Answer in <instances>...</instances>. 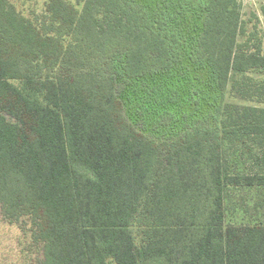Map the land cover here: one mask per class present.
Masks as SVG:
<instances>
[{
	"label": "trees",
	"instance_id": "1",
	"mask_svg": "<svg viewBox=\"0 0 264 264\" xmlns=\"http://www.w3.org/2000/svg\"><path fill=\"white\" fill-rule=\"evenodd\" d=\"M76 1L34 20L0 0V211L29 226L36 264H264V221L226 208L232 190L264 189V107L228 99L264 98L257 15L250 28L242 1H206L190 60L218 104L157 139L119 77L173 69V3Z\"/></svg>",
	"mask_w": 264,
	"mask_h": 264
},
{
	"label": "rangeland",
	"instance_id": "2",
	"mask_svg": "<svg viewBox=\"0 0 264 264\" xmlns=\"http://www.w3.org/2000/svg\"><path fill=\"white\" fill-rule=\"evenodd\" d=\"M77 6L76 0H69ZM140 3L155 6L163 0H138ZM169 0H167L168 2ZM170 0L177 11L174 30L178 33L175 51L179 53L172 70L161 74L131 79L119 77L120 97L126 107L129 118L137 128L145 134L157 139L170 136L180 130L186 123L208 118L218 104L214 99V91L210 88L207 75L203 69L193 64L190 52L200 33L202 15L205 14L207 0L187 1ZM245 8L246 19H251V28L257 22L264 33V0H240ZM28 17L35 20L45 12L48 0H12ZM182 2L184 7H182ZM252 16V17H251ZM240 40H243L241 38ZM258 82L264 83V75L250 73ZM202 88L198 104L195 106L192 97L193 88ZM213 93V94H212ZM216 95V93H215ZM213 98V100H212ZM228 99L240 105H258L264 107V98L244 99L236 95H228ZM173 101V102H172ZM210 121V120H209ZM227 222L233 224L264 221V189H235L226 202ZM24 229L29 226L24 225ZM20 223L7 221L0 211V264H36L37 253H33L30 236ZM137 241H141L140 233L135 229ZM110 264H116L110 262Z\"/></svg>",
	"mask_w": 264,
	"mask_h": 264
}]
</instances>
